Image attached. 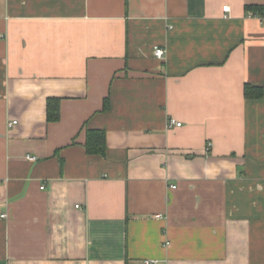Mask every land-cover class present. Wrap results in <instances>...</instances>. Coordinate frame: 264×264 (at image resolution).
Instances as JSON below:
<instances>
[{"label":"crops","instance_id":"obj_1","mask_svg":"<svg viewBox=\"0 0 264 264\" xmlns=\"http://www.w3.org/2000/svg\"><path fill=\"white\" fill-rule=\"evenodd\" d=\"M248 4L264 0H0V264H264Z\"/></svg>","mask_w":264,"mask_h":264},{"label":"trees","instance_id":"obj_2","mask_svg":"<svg viewBox=\"0 0 264 264\" xmlns=\"http://www.w3.org/2000/svg\"><path fill=\"white\" fill-rule=\"evenodd\" d=\"M246 12L251 15L264 16V4H248L245 6ZM246 96H260L263 94L262 87H256L253 85H246ZM59 100L49 99L48 101V118L49 120H55L59 116ZM108 101L104 104V109L108 108ZM86 142L85 147L89 154H105L107 151V133L104 129L88 128L86 130Z\"/></svg>","mask_w":264,"mask_h":264},{"label":"built area","instance_id":"obj_3","mask_svg":"<svg viewBox=\"0 0 264 264\" xmlns=\"http://www.w3.org/2000/svg\"><path fill=\"white\" fill-rule=\"evenodd\" d=\"M229 8H230L229 5H225V6L223 7V9H224L225 11H228ZM1 36H2V34H0V37H1ZM166 53H167L166 49H165L164 47H162V46L155 45L154 48H153V54H154V56H155L156 58L160 59V60H164V59L166 58ZM16 123H17L16 120H14V121H10V122H9V125L12 126V125H15ZM181 125H182V122L177 121V120L174 119V118H170V119L168 120V126H169V127H172V126H181ZM211 146H212V143H211V142H208V144H207V146H206V151H209L210 148H211ZM28 158H29V159H32V160H36V159H37L36 157H31V156H29V155H28ZM42 188H44V186H42ZM160 216H162V215H160ZM158 263H159V260H158V259H146V260H144V264H158Z\"/></svg>","mask_w":264,"mask_h":264}]
</instances>
